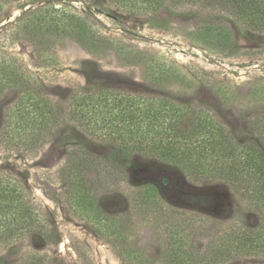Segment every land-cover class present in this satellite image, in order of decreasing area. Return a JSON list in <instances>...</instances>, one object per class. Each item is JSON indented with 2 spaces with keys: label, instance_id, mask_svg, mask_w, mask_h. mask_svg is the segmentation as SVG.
<instances>
[{
  "label": "rangeland",
  "instance_id": "374dc122",
  "mask_svg": "<svg viewBox=\"0 0 264 264\" xmlns=\"http://www.w3.org/2000/svg\"><path fill=\"white\" fill-rule=\"evenodd\" d=\"M97 1L109 12L89 0H0V178L15 182L39 223L0 243V264L31 255L47 264H264V250L222 257L235 234L264 235L263 215L238 191L153 157L123 159L70 121L74 98L100 86L194 106L239 144H261L253 122L264 119V33L215 7ZM46 102L50 124H29L40 119L31 105ZM77 157L84 178L72 186ZM174 225L187 243L176 253Z\"/></svg>",
  "mask_w": 264,
  "mask_h": 264
},
{
  "label": "trees",
  "instance_id": "16d2710c",
  "mask_svg": "<svg viewBox=\"0 0 264 264\" xmlns=\"http://www.w3.org/2000/svg\"><path fill=\"white\" fill-rule=\"evenodd\" d=\"M101 14L109 12L106 4L89 0ZM125 10H139L160 3L158 0H110ZM166 3L169 0H159ZM175 3L215 7L233 16L246 31L264 33V0H171ZM158 2V3H157ZM91 39L93 33L91 32ZM94 39V38H93ZM70 121L84 134L100 136V141L117 147L123 159L153 157L174 166L187 178L210 176L223 181L242 196L264 217V119L253 122L261 144H239L214 121V118L191 105H171L158 99L124 93L116 88L85 89L74 98ZM50 102L43 107L32 104L44 126L50 124ZM29 130V125L26 126ZM40 131V130H39ZM114 147V148H115ZM85 159L77 157L68 178L69 185L83 182ZM106 162H100V165ZM102 168V167H101ZM75 179H77L75 181ZM169 179V177H168ZM75 181V183H74ZM8 177L0 178V243L15 239L29 228H38L37 212ZM154 195L148 199L152 201ZM181 225L170 228L169 245L176 253L187 249ZM264 227V220L261 228ZM264 229V228H263ZM262 229L235 234L222 257L258 254L264 250ZM264 233V232H263ZM214 257L215 263L219 262ZM172 263L183 264L178 260ZM26 264H47L44 257L31 255Z\"/></svg>",
  "mask_w": 264,
  "mask_h": 264
}]
</instances>
